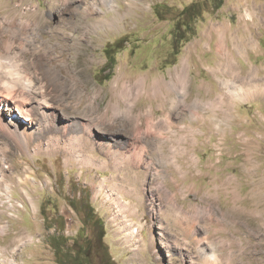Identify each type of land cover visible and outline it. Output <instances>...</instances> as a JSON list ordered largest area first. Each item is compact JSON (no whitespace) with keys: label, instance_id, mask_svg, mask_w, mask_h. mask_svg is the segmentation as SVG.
<instances>
[{"label":"rangeland","instance_id":"rangeland-1","mask_svg":"<svg viewBox=\"0 0 264 264\" xmlns=\"http://www.w3.org/2000/svg\"><path fill=\"white\" fill-rule=\"evenodd\" d=\"M52 1L0 0L4 22L11 8L20 21L28 9L50 14L42 36L82 84V100L50 90L49 134L59 145L37 135L41 119L28 148L0 130V264H58L51 236L71 248L82 229L93 248V223L70 201L83 190L117 264H264V0H224L216 11L199 0L197 33L178 55V13L198 0H69L65 12ZM242 39L253 41L243 52ZM117 43L106 80L105 48ZM182 64L188 84L172 95L176 111L144 91L119 99L124 84L171 80ZM148 118L169 124L154 130ZM87 120L89 133L79 124ZM76 135L82 145L73 150Z\"/></svg>","mask_w":264,"mask_h":264},{"label":"bare ground","instance_id":"bare-ground-1","mask_svg":"<svg viewBox=\"0 0 264 264\" xmlns=\"http://www.w3.org/2000/svg\"><path fill=\"white\" fill-rule=\"evenodd\" d=\"M68 1L69 0H54L52 1L51 7L53 8V10L65 12L66 10L71 9L70 7H67ZM103 2L105 3V5L113 7V1L104 0ZM2 11L3 10H1L0 5V13ZM12 11L13 14H11ZM19 12V8H11L9 15L10 17H7V22H4L2 19H0V130L5 131L10 136H13L19 144L21 143L28 148V146L32 142V138L34 136L36 137V133H34L36 130L34 127V121L38 122L39 119H41V128L39 129L37 135L43 140L47 138V145L57 146L60 144L59 141L57 139L52 140L49 134L51 131V119L49 117V111L52 107L50 90L52 89L60 91L61 99H64V101L72 96H74L75 100H82V96L80 95L82 84L78 80V78H76V72L73 71L69 66H67L59 55L53 56L55 50L50 45V39L47 40L45 37L42 36V33L44 35V33L49 32L48 30L52 22L50 14H48L47 17H42L41 14L37 13V9H28L26 10V14H24L25 19L20 21V18L17 16ZM73 12V15L77 13V11L74 9ZM18 21L20 22L18 23ZM32 26H34V28H31ZM31 30H33L34 32H30ZM37 35H41V38L43 37L44 41L41 45L42 51L38 54L34 53V50L32 48L34 43L37 41ZM235 43H237L236 50L242 51V46L244 48L247 43L252 44L253 41L248 39H242V41H237ZM32 55L34 56L33 59L32 57L30 58V56ZM224 66L230 70L234 68L233 63L228 58L227 61L224 63ZM64 71H66V75L64 74ZM68 71H70V73ZM187 71L188 70L186 66L182 64L180 68L175 69V71L172 73L171 80L164 81L158 79L149 84H147V82L143 83V81L141 80L134 81L129 85L124 84L123 88L117 90V95L119 99L128 101L133 95L138 93L143 94L144 92V95L148 94V96L150 95L151 97H155L158 99L166 97V103H171L172 106L170 107H172L173 109L174 107H176L177 102L173 99L172 95L173 93H175V91L177 92L178 87L183 86L184 88L186 87L185 85L188 84ZM174 110L176 111L177 108H174ZM147 121L151 128L157 126L156 128H159L158 131H161L162 127L163 129L166 128L169 124H167V119H162L160 121L153 122L151 118H148ZM93 122V120H87L85 125H82L84 124L82 122H79V124L81 125V129H84L86 132L89 133L92 132ZM80 139L81 137L76 135L73 137V139L69 142L68 145L74 150L78 146L82 145L81 141L78 142ZM62 145L64 144L62 143ZM108 148L109 147H106L105 149ZM125 155L128 154L125 153ZM112 156L113 155H111V157ZM134 233L135 232H133V234ZM212 257H215V255L211 254V258Z\"/></svg>","mask_w":264,"mask_h":264},{"label":"trees","instance_id":"trees-1","mask_svg":"<svg viewBox=\"0 0 264 264\" xmlns=\"http://www.w3.org/2000/svg\"><path fill=\"white\" fill-rule=\"evenodd\" d=\"M209 1L213 11L219 10L224 3V0ZM202 15V3L199 0L187 5L178 13L177 22L172 31L174 38L173 50L175 55L179 54V47H181L182 43L187 41L190 37L196 35L197 28L195 27L194 23L197 22L199 18L202 17ZM118 44L119 43L112 46L109 45L105 48L107 62L102 67V70L104 72H110L109 75L107 74V77L105 78L106 80L111 77V72L113 71L116 64V52L117 49L120 48ZM88 196V192L83 190L80 197L78 198V204L75 203L73 199L70 201H72L71 205L76 207L77 211L82 214L84 225L91 221L93 223L95 230L93 248L91 239L85 236V229H82L78 235L74 237L71 248H69V245H67L69 241L67 237H64L61 234L52 235L50 239L58 264H117L104 241V220L101 217L95 215V210L93 209L92 205L90 208L93 215L92 217H90L86 209L82 207L83 201L85 199L89 200ZM68 251L72 253L70 258L65 257V254L68 257ZM95 259H97V262H95Z\"/></svg>","mask_w":264,"mask_h":264},{"label":"flooded vegetation","instance_id":"flooded-vegetation-1","mask_svg":"<svg viewBox=\"0 0 264 264\" xmlns=\"http://www.w3.org/2000/svg\"><path fill=\"white\" fill-rule=\"evenodd\" d=\"M82 207L84 208V209H86V211H87V213H88V215L90 216V217H92L93 215H92V212H91V202H90V200H84L83 201V203H82Z\"/></svg>","mask_w":264,"mask_h":264},{"label":"built area","instance_id":"built-area-1","mask_svg":"<svg viewBox=\"0 0 264 264\" xmlns=\"http://www.w3.org/2000/svg\"><path fill=\"white\" fill-rule=\"evenodd\" d=\"M5 263H6V260H3L2 264H5ZM7 264H19V263L14 258H11V259L7 260Z\"/></svg>","mask_w":264,"mask_h":264}]
</instances>
